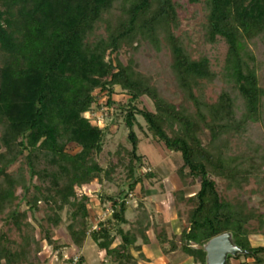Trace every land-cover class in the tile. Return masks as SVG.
Masks as SVG:
<instances>
[{
    "label": "trees",
    "instance_id": "1",
    "mask_svg": "<svg viewBox=\"0 0 264 264\" xmlns=\"http://www.w3.org/2000/svg\"><path fill=\"white\" fill-rule=\"evenodd\" d=\"M194 4L203 12L204 44L223 39L228 46L219 71L206 53L194 57L188 33L178 34L181 11ZM263 78L264 0H0V264H40L43 240L63 248L43 224L38 239L28 221L40 203L49 227L60 226L67 211L73 245L81 250L91 238L105 254L101 264H151L143 252L151 243L143 201L133 229L123 228L130 194L154 177L139 172L145 162L137 117L156 142L181 156L183 187L200 183L191 197L175 192L190 206L189 226L179 236L156 235L163 254L179 251L208 264L209 242L230 234L240 252L227 264H264V246L251 243L264 236V211L250 200L264 195ZM117 88L126 100L116 102ZM144 97L154 111L140 108ZM102 106L116 107L132 146L120 144L107 167L98 160L106 129L85 116ZM119 170L127 192L103 198L111 217L91 230L89 196L77 189L115 182ZM252 182L258 188L249 191ZM13 229L20 241L11 238Z\"/></svg>",
    "mask_w": 264,
    "mask_h": 264
},
{
    "label": "rangeland",
    "instance_id": "2",
    "mask_svg": "<svg viewBox=\"0 0 264 264\" xmlns=\"http://www.w3.org/2000/svg\"><path fill=\"white\" fill-rule=\"evenodd\" d=\"M184 3L188 0H182ZM181 29L178 34L188 33L192 38V47L194 57L197 58L199 53H206L212 63L215 71H219L224 64L228 46L223 39H219V42L215 45L204 44L203 34L201 30V23L203 21V12L199 4L188 5L187 9L181 11ZM261 85L264 87V78L261 81ZM118 94L115 96V100H126L127 96L118 89ZM215 87L210 86L207 94L210 99L215 100L216 94L214 92ZM106 102V97L100 99V104ZM140 108H146L150 111H154L153 102L144 97L141 99ZM117 112L116 107L112 106L107 108L102 106L100 109L96 108L94 117L87 114L86 116L91 118L94 124H98L101 128L106 129L104 149L98 156L100 163L107 167L111 155L117 150L120 144L131 149V144L128 141L129 130L125 126L122 119L114 115ZM138 125L135 126V132L140 139L139 154L143 156L145 167L139 172L146 174L152 172L154 177L145 179L142 185H138L135 192L129 196V209L127 212V219L129 224L123 225L125 230L133 229V222L135 220L136 212L134 209L137 207L139 201H143L150 213V231L151 238L150 245L144 246L143 252L150 259L151 264H166L171 262L172 264H196L194 260L187 255L177 251L169 255H164L161 247L156 240V235L162 230H166L169 236L181 234L183 228L189 226L188 223V211L190 206L185 203H181L177 200L175 192L184 190L187 197L193 196L199 191L200 183L197 182L194 186L183 187L178 175L177 170L182 165V159L179 154L171 153L167 151L161 144L156 142L150 134L147 124L142 117H137ZM69 151L74 154L78 152V149L70 145ZM19 164L13 166L12 170H16ZM115 182L99 183L98 181L77 189L79 194H86L89 196L88 208L91 213V230H96L98 224L111 217L112 209L111 204L104 203L103 198L106 196H115L120 192H127V187L124 186L125 174L122 170L118 171ZM36 182V181H35ZM220 188L225 189L224 182H219ZM142 188L144 193H142ZM258 186L252 182L248 190H256ZM250 195H247L249 197ZM264 195H251L250 200L253 206L259 207L264 211V205L262 203ZM40 210L35 211L34 217H29L28 221L33 223L38 232V239L44 238V233H41L40 225L43 224L46 228L51 230V234L54 240L59 245L63 246L60 251H56L52 246H49L47 241L43 240V251L39 255L40 264H72L69 260L74 259L75 262L81 257L84 258V264H101L105 260V254L101 252L97 245L91 238L88 239L83 249L79 250L75 247L68 235L67 226L70 222L67 211L62 213L63 222L58 227H49L45 220L46 206L39 204ZM28 207L22 205V210H26ZM0 224L2 222L0 221ZM12 239L20 241L19 234L13 229L10 232ZM118 239L115 245L119 244ZM142 241L139 240L138 244ZM251 243L253 246H264V236L251 237ZM61 253V257L60 254ZM138 256L137 253H134ZM139 264H147L141 260ZM234 264H237L234 262Z\"/></svg>",
    "mask_w": 264,
    "mask_h": 264
},
{
    "label": "water",
    "instance_id": "3",
    "mask_svg": "<svg viewBox=\"0 0 264 264\" xmlns=\"http://www.w3.org/2000/svg\"><path fill=\"white\" fill-rule=\"evenodd\" d=\"M208 264H227V256H236L240 249L234 245L230 234H224L211 240L206 248Z\"/></svg>",
    "mask_w": 264,
    "mask_h": 264
},
{
    "label": "built area",
    "instance_id": "4",
    "mask_svg": "<svg viewBox=\"0 0 264 264\" xmlns=\"http://www.w3.org/2000/svg\"><path fill=\"white\" fill-rule=\"evenodd\" d=\"M87 114L92 115V117H94V113H92V112H88V113H86L85 116H86ZM86 117H87V116H86ZM87 118H89V117H87ZM89 119L91 120V118H89ZM91 121H92V120H91Z\"/></svg>",
    "mask_w": 264,
    "mask_h": 264
}]
</instances>
